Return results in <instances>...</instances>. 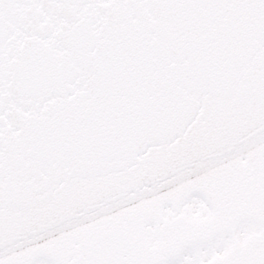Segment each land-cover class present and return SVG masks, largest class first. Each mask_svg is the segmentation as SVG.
Returning a JSON list of instances; mask_svg holds the SVG:
<instances>
[{"label":"snow or ice","instance_id":"6c2138e0","mask_svg":"<svg viewBox=\"0 0 264 264\" xmlns=\"http://www.w3.org/2000/svg\"><path fill=\"white\" fill-rule=\"evenodd\" d=\"M0 264H264V0H0Z\"/></svg>","mask_w":264,"mask_h":264}]
</instances>
